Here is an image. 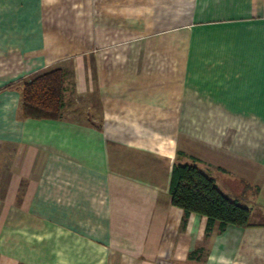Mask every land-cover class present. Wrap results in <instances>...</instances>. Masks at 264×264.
Here are the masks:
<instances>
[{"label": "crops", "instance_id": "0c3cea01", "mask_svg": "<svg viewBox=\"0 0 264 264\" xmlns=\"http://www.w3.org/2000/svg\"><path fill=\"white\" fill-rule=\"evenodd\" d=\"M60 6L0 0V214H21L0 220V264H264V226L206 237V219L191 214L183 226L169 194L177 152L203 160L221 118L242 137L230 143L235 155L247 168L259 156L264 177V0H98L71 24ZM126 45L133 61L105 54ZM57 68L61 118H24L22 85ZM190 117L197 147L183 135ZM235 159L216 166L249 180ZM63 229L85 246L81 258L72 247L59 256ZM197 248L203 262H189Z\"/></svg>", "mask_w": 264, "mask_h": 264}, {"label": "trees", "instance_id": "16d2710c", "mask_svg": "<svg viewBox=\"0 0 264 264\" xmlns=\"http://www.w3.org/2000/svg\"><path fill=\"white\" fill-rule=\"evenodd\" d=\"M64 83L65 73L60 68L47 70L26 81L21 89L22 116L34 120L60 119L64 108ZM183 157L185 153L177 152L169 184L172 205L183 211V226L191 214L206 219V237L215 229L223 232L227 226H264V223L251 222V209L227 197L215 180L196 165L197 159L182 162ZM204 253V248H197L189 254L188 260L203 262Z\"/></svg>", "mask_w": 264, "mask_h": 264}, {"label": "rangeland", "instance_id": "374dc122", "mask_svg": "<svg viewBox=\"0 0 264 264\" xmlns=\"http://www.w3.org/2000/svg\"><path fill=\"white\" fill-rule=\"evenodd\" d=\"M87 2V3H86ZM98 2V0H61V17L63 19V24H71L74 22V20L77 18L76 15H78V13L82 14V10H86L89 9L88 5L90 6L91 4H96ZM139 45V44H138ZM129 45L123 46L119 49H114V47L109 48L107 51V53H105L106 55L109 56V59L115 58L117 56H122L123 59H127V60H134V56H131V58L129 57L128 48ZM133 46V45H132ZM118 50V53L116 52ZM125 51V52H124ZM132 53V52H131ZM151 53L149 52V50H146L145 52H143V59L144 62L146 63V65L150 68V63H153V57ZM159 61V60H158ZM154 65V64H153ZM159 68L157 69L158 71H161L164 69V66H160L158 65ZM148 68V69H149ZM176 72V70H175ZM69 114V113H68ZM68 118H75V116H69ZM67 118V119H68ZM84 119V117H83ZM176 119V118H175ZM211 119V118H210ZM222 119V127H220L218 133L214 134L213 138H209L208 135L209 133H206V144L210 147L208 148H204V155H200L203 160L198 159L196 156H198V151L194 150L193 148H188L186 149V157L181 158L182 162H190V159L194 158L197 159V161L199 163H197L196 165H198L200 167L201 170H203L205 173H207L209 176H211L218 188L225 194L227 195V197H229L231 200H237L240 204L245 205L247 207H249L253 213L252 216V222L254 224H259V223H264V177L263 175V171H261V169H259V167H262V165H260L259 163H257V160L259 161V156L254 155L253 157L251 156L250 158L253 159L254 164L251 167H246L245 164H243V162H247L246 160H243L242 156L240 154L235 155V150H233V148L231 149L230 143L232 141L236 140H241L242 137L239 136L240 134H236L235 130L232 129L235 125V121L233 124H231L229 122L228 118H221ZM79 120L81 121V117H79ZM180 120V118H179ZM240 121V120H238ZM189 132L188 133H184V136H187L190 140L191 143L190 146L192 147L193 142H195L196 144H194L196 147L198 145V140L197 139V131L198 130V118H194V117H190L189 118ZM180 128V127H179ZM230 128L233 130V132H230ZM182 133V132H181ZM255 133V132H254ZM237 135L239 137H237ZM244 135V134H243ZM209 138V139H208ZM213 141V142H212ZM176 144L178 145V149L179 150H183L181 148L180 142L175 141V146ZM216 148V149H215ZM185 151V149H184ZM179 152V151H178ZM239 152V151H237ZM209 160H208V159ZM237 158L240 162V164L235 165V166H231V167H235V168H241L242 166H244L247 170H249V180H245L242 181L241 178H236V176L230 174V173H224L223 174V168L222 167H218V164L216 166L217 161L224 163V164H228V165H232L229 162H236ZM247 159V158H244ZM209 161V163H208ZM216 161V162H215ZM238 163V162H236ZM247 164V163H246ZM249 164V163H248ZM218 167V168H217ZM220 171V172H218ZM222 172V173H221ZM238 176V175H237ZM248 185V188H245V186ZM245 188V189H244ZM45 215V214H44ZM62 215V219H64V217L67 216V214H61ZM13 216L20 218L21 214L19 213H2L0 214V220H8L11 218H13ZM52 217V215H51ZM46 229L50 228L49 226L45 227ZM68 229V228H67ZM47 231V230H46ZM67 230L63 229L61 231V235L62 238H65L66 240V244H62L61 246L59 245L58 248V253L60 254L59 256H62L63 258L66 257V254H68L70 247L74 248L75 250L78 251L79 254V258H81L80 256H83V254L85 253V246H83L82 244H78L77 247L76 246H71L70 242V236L68 237V234H66ZM53 232V229H52ZM21 233L19 232V235ZM28 235V241L33 243L34 238L36 239V237L34 236V233H27ZM39 237V236H38ZM67 238V239H66ZM40 239V238H39ZM123 247H126L127 251L132 252H138V249L135 246H129V245H125L123 244ZM133 247V249H132ZM164 248V247H163ZM164 253V252H163ZM94 256H101L98 255L99 252L97 253L96 251L93 252ZM138 254V253H135ZM69 255V254H68ZM164 255V254H163ZM112 256V255H111ZM61 257V258H62ZM61 262V264H74L75 261H69L68 259L64 260ZM190 262V261H189ZM93 263V262H92ZM117 264V261H102V262H94L93 264ZM77 264H85V261L82 260H78ZM91 264V262L89 263ZM142 264H182L181 261H169L167 259H164V256L159 257L157 260H143ZM183 264H186L183 263Z\"/></svg>", "mask_w": 264, "mask_h": 264}]
</instances>
